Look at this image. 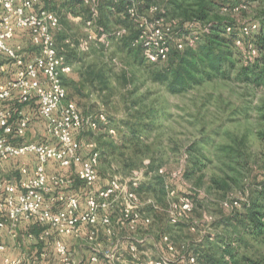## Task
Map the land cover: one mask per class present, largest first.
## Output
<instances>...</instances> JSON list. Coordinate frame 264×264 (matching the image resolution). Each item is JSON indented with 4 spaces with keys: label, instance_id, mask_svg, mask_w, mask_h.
Returning <instances> with one entry per match:
<instances>
[{
    "label": "built area",
    "instance_id": "1",
    "mask_svg": "<svg viewBox=\"0 0 264 264\" xmlns=\"http://www.w3.org/2000/svg\"><path fill=\"white\" fill-rule=\"evenodd\" d=\"M45 1L0 0V231L5 230L10 238L16 239L21 222L39 226L38 232H27L26 238L44 249L40 261L28 263L24 256L5 257L2 264H49V248L53 250L55 264H129L121 260L123 248L117 237L124 230L131 234L125 237L126 251L137 262L139 247L146 243V230L152 224L145 207L165 210L139 194L146 179L143 171H134L126 180L115 176L103 183L96 145L88 144L90 149L83 155L75 137L78 132H103L114 139L117 131L103 110L94 117H86L75 102L67 100L62 78L73 71V65L58 50L55 37L62 31L59 17L44 8ZM80 1L89 9L88 17L75 18L83 25V35L75 41L64 38V46L80 52H89L93 47L107 50L112 38L127 34L122 27L107 29L98 23L100 0ZM112 2L114 6L124 3L135 32L130 45L139 49L150 63L166 62L173 48L196 47L208 31L207 25L197 22L181 26L178 19L156 5L140 9L135 0ZM247 8L243 2L224 4L220 13L233 20V25L225 27V33L237 28L239 36L234 45L246 59H253L258 56L253 40L260 24L242 19L241 14ZM18 32L27 34L34 54L17 41ZM35 119L42 122L45 137L26 141V133ZM28 155L35 158L32 166H21L13 179L3 177L4 163ZM52 164L71 170L80 184L78 194L72 191L65 174L58 170L49 172ZM158 175L165 181L168 224L176 227L194 210L193 191L182 169L160 168ZM173 182L176 186H172ZM242 204L233 197L221 203L228 210L238 209ZM190 231L196 233L197 228L191 225ZM65 238L83 239L91 249L90 254L76 263ZM5 250V244L0 242V255ZM145 264H199V260L192 251L179 253L170 235L163 233L159 237L158 256L146 259Z\"/></svg>",
    "mask_w": 264,
    "mask_h": 264
},
{
    "label": "rangeland",
    "instance_id": "2",
    "mask_svg": "<svg viewBox=\"0 0 264 264\" xmlns=\"http://www.w3.org/2000/svg\"><path fill=\"white\" fill-rule=\"evenodd\" d=\"M246 1L248 8L242 12V19L260 23L264 0ZM153 3L171 17L174 15L166 0H153ZM56 11L62 31L55 39L58 50L65 54L68 47L63 45V39L81 38L83 25L75 18L85 15H74L64 9ZM117 20L111 16L101 19L108 24V29L122 27L127 34L132 31L130 24L117 26ZM124 37L112 38L107 50L94 47L89 52L79 51V58L73 64L69 76L78 82L68 92V99L73 100L86 117H94L103 110L117 131L114 139L103 132H78L79 147L85 155L90 143L96 145L99 153L105 151L100 155L98 166L103 183L110 177L126 180L134 171H143L146 179L141 186H144L158 175L160 168L189 172L186 180L194 194V210L174 227L168 224V205L161 207L165 211L160 210V213L146 206L145 214L153 219L146 232L151 237L139 247V260L133 262L126 251L125 239L131 234L121 231L117 235L123 248L121 260L145 264L146 259L157 257L159 237L167 233L179 253L192 251L199 256L200 250L202 264H232L231 256L224 254L218 245L232 247L238 259L247 257L264 264V235L248 234L238 218L245 212L244 204L248 205L255 198L264 183V86L238 79L243 58L234 69L226 67L224 75L204 79L182 93H172L167 84L154 80L153 73L159 67L138 62L134 53L122 48ZM24 39L26 50L33 53L27 34L17 37L18 42ZM90 64L103 70V83L83 85L78 79L81 70ZM15 177L17 175L4 178ZM74 180L70 179L77 191L80 184ZM139 194L146 200L147 193L141 190ZM228 197L240 200L243 206L237 210L224 209L221 203ZM191 225L197 228L196 233L190 231ZM99 237L103 239L102 232ZM17 242L25 249V258L32 263L35 260L31 254L33 249L43 247L27 244L24 237ZM70 246L76 263L91 252L87 245L83 248L87 253L81 257L77 244L70 242ZM47 250L53 255L50 248Z\"/></svg>",
    "mask_w": 264,
    "mask_h": 264
},
{
    "label": "trees",
    "instance_id": "3",
    "mask_svg": "<svg viewBox=\"0 0 264 264\" xmlns=\"http://www.w3.org/2000/svg\"><path fill=\"white\" fill-rule=\"evenodd\" d=\"M135 1L139 3L140 9L154 5L153 0ZM166 2L171 7V12L175 15L171 14L172 17H176L181 26L189 22H197L207 25L208 31L202 35L201 42L196 47L188 46L183 50L173 48L168 60L160 64L147 62L139 49L131 47L130 40L135 36L132 28V31L121 40L122 48L129 53H134L137 56L138 62L143 63L145 61L152 66L159 67L153 73L156 82L167 84L168 89L172 93H182L201 84L204 79H212L224 75L226 67L234 69L236 63L241 62L244 58L245 60L241 62L238 69V79L255 86H264V13L259 17L260 31L253 40L258 51V56L253 59H246L243 53L234 45V40L239 36V30L234 28L230 34H226L225 27L233 25V20L229 15H222L220 13L222 5H232L239 2L246 3V0H166ZM43 6L54 12L64 9L74 15H85L83 18L89 15V9L83 6L80 0H64L62 2L59 0H47ZM113 6L112 0H100L99 23L108 29V24L104 21L102 23L101 19L103 20L104 17L111 16L118 18L116 21L117 26L120 24L125 26L130 24L132 26L125 13L124 3L116 4L114 6L115 10L112 9ZM56 12L58 13V11ZM166 14L170 16L168 12ZM79 54V51L76 49H69L68 47L65 57L73 65L79 58ZM69 75L64 76L62 82L67 89V100L73 101L70 98L68 99V92L77 86L78 81L76 82ZM104 76L103 70H100L98 67L95 68V65L90 64L81 70L78 79L82 81L83 85L88 83V85L92 86L97 81L103 83L105 81ZM104 152L100 151V155H104ZM164 184V178L156 175L146 185L141 186L139 192L143 190L148 194L147 198H151L161 208L166 205V201L164 200ZM171 184L172 186H176L174 182ZM179 191L182 192V189L179 188ZM150 209L155 213H160V210H155L151 207ZM234 210L237 209L234 208ZM244 211L238 218L241 220L240 223L245 232L252 236L264 235V183L255 198L248 205L244 204ZM39 230L40 227L35 225L33 232L36 233ZM218 246L219 249L223 250L224 254L231 256L230 261L232 264H260L259 261L247 257L238 259L234 253V249L229 245H227V248ZM198 253L199 264H202L201 258L203 257V253L200 250Z\"/></svg>",
    "mask_w": 264,
    "mask_h": 264
},
{
    "label": "crops",
    "instance_id": "4",
    "mask_svg": "<svg viewBox=\"0 0 264 264\" xmlns=\"http://www.w3.org/2000/svg\"><path fill=\"white\" fill-rule=\"evenodd\" d=\"M24 34H26V33L25 32L24 33L23 32H18L17 36L24 35ZM25 41H26V39H24V41H22L21 43L24 44ZM39 123L40 122L38 120L37 121L35 120L32 123L30 129L26 133V136H25V140L26 141L42 140L45 137V135H44V127H43V125L41 126V124H39ZM77 142L79 143L78 140H77ZM81 151L83 153L82 147H81ZM83 155H85V154L83 153ZM34 162H35V158L33 156H31V155H28V156H25V157L13 158V159H11V160H9V161H7L6 163L3 164L2 168H1V173H2L3 177H9V176L12 177V175L16 176L17 173H18V170H19V168L21 166H23V165L32 166ZM48 170H49V172H53L55 170H58L61 173L65 174L71 184H72V181H70V179L72 177L75 179L74 174L69 169H63L62 170V169H59L57 166L55 167L52 164L49 167ZM11 179H13V178H11ZM74 181H76V179ZM76 183H78V182L76 181ZM72 191L75 192V194H78L76 189L73 188ZM151 219H152V217H151ZM152 222H153V219H152ZM151 226H152V224H151ZM34 230H35V225H32V224H30V223H28L26 221H23L17 227V238L16 239L10 238L5 230L4 231H0V242L4 243L5 246H6V250L0 255V264H2L3 259L5 257L16 258V257H21V256L25 255V253H26L25 249L23 247H20L21 246L20 242H17L19 238L24 237L25 241H27V244L29 243L31 245H36V243H34L32 241H29L26 238V233L29 232V231H34ZM145 237H146V241H148V238H150L151 235H149V233L148 234L146 233ZM64 241L68 244L69 247H71L70 246V242L76 243L77 244L78 253L81 255V257H84L85 256L84 254L87 253V251L85 249H83L84 247L87 246V243H85V241L83 239L82 240L81 239L73 240V239L65 238ZM19 244H20V246H19ZM36 248L33 249V253H31V254H33V257H35L34 261H40L41 260V258H40L41 252L44 249H43V247L40 248V249H38V248L36 249ZM51 252H53L52 249H51ZM52 256L54 257V253H53V255L49 254V261L51 262V263L49 262V264H55V262L53 261V257ZM82 259H84V258H82ZM27 261H28V259H27ZM29 262H30V259H29L28 263Z\"/></svg>",
    "mask_w": 264,
    "mask_h": 264
}]
</instances>
